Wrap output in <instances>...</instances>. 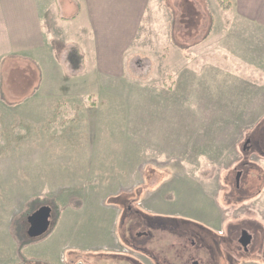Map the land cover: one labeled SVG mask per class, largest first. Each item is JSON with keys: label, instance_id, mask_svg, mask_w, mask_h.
Segmentation results:
<instances>
[{"label": "rangeland", "instance_id": "1", "mask_svg": "<svg viewBox=\"0 0 264 264\" xmlns=\"http://www.w3.org/2000/svg\"><path fill=\"white\" fill-rule=\"evenodd\" d=\"M59 2L46 0L48 18L59 12ZM152 4L150 16L165 29L174 27L179 48L187 45L186 40L192 44L201 40L210 25L212 29L214 14L220 44L244 58L258 59L255 45L252 50L239 46L248 37L260 43L263 33L247 23L243 31L242 22L227 12L232 5L226 8L219 0H152ZM60 14L64 15L61 9ZM89 20L85 15L75 23L63 20L62 25L70 31L84 26L90 33ZM186 26L193 32L189 40ZM196 27L198 33L193 31ZM50 28L56 37L59 72L46 77L44 105L17 104L19 98L9 106L0 102V264H25L20 253L57 264H98L100 253L106 257L103 264H133L129 259L136 254L152 264L130 250L136 245L132 240L139 246L150 243L135 232H141L140 219L157 215H180L216 230L246 218L264 226V115L197 112L202 102L222 101L219 94L228 92L205 90L202 97L197 87L202 90L204 84L209 89L206 77L199 83L184 82L191 90H183L186 60L176 47L177 54L166 59L164 32L147 35L150 42L145 38L138 43L113 73H101L95 50L84 48L86 66L71 76L66 60L69 37L54 19ZM80 35L90 38L85 32ZM51 81L55 84L47 88ZM51 92L54 97H47ZM249 126L255 131L250 132ZM239 168L245 172L236 188L234 170ZM35 197L59 202L61 214L53 230L32 238L28 217L43 205L25 214L27 202ZM125 200L133 209L124 208ZM51 203L44 205L51 206L54 221ZM15 221L21 223L22 236ZM104 221L112 223L111 228L118 222L114 242L108 243L110 249L118 246V253L96 249L105 241ZM21 243L25 245L20 252ZM167 250L168 264H173L175 253ZM207 252L204 258H195L219 264V258ZM234 258L235 264H264L259 249L245 257L235 251Z\"/></svg>", "mask_w": 264, "mask_h": 264}, {"label": "crops", "instance_id": "2", "mask_svg": "<svg viewBox=\"0 0 264 264\" xmlns=\"http://www.w3.org/2000/svg\"><path fill=\"white\" fill-rule=\"evenodd\" d=\"M231 1L232 9L227 12L242 22L243 31L247 23L251 28H256L258 33H263L260 35V43L253 42L244 33L248 38H244V44L241 42L239 46L241 50L244 45L252 50V46L255 45L254 52L257 51L258 54V59L255 58L257 59L255 61L240 56L232 48L226 47L225 43L220 44L221 37L216 36L218 26L214 14H212L214 18L212 29H207L206 36L204 35L196 44L187 42L186 39L189 40L193 32H189L186 26L187 45H181L179 48L173 35L174 27L167 26L165 29L155 24L153 17L150 16L153 12L150 11L152 0H60L59 12L56 15L51 14L52 18H48L46 0H0V102L7 106L16 103L39 107L44 105L46 77L48 74L58 76L55 71L59 72L58 56L54 47L56 37L50 28L51 20L54 19L56 26L61 27L62 32L69 37V45L77 43L84 56V48L95 50L98 69L104 74L113 73L110 71L119 65L120 60L125 61L126 56L132 53L142 40L148 38L150 42L147 35L164 32L162 49L165 50L166 59L177 54L176 47L186 60L181 74L183 90L184 88L185 91L191 90L189 84H183L184 82L199 83L200 79L204 81L207 78L208 85H211L209 89L204 84L202 90L196 86L202 97L205 90L209 93L219 90L228 92L224 95L219 94V98L223 97L222 101H212L208 104L202 102L197 112L255 114V118L258 117L257 115H264V0ZM78 8L77 16L70 19L69 17L75 14ZM60 9L64 11V15L60 14ZM85 15L90 19V33L84 26L78 27V31H70L66 23L62 25L63 20L75 23L82 20ZM147 16L151 20L144 23L143 20ZM144 25L148 26L147 30L141 29ZM142 30L144 37L142 34L140 36ZM193 31L198 33L199 27ZM83 32L86 35L90 34V38H83L80 35ZM250 33L253 35V32ZM75 39L79 42H75ZM246 42H249V45ZM49 83L47 88L55 84L53 81ZM51 93L47 97H54L52 96L54 92ZM17 98L19 101L15 103L13 99ZM248 129L250 132L255 131L252 126ZM104 222L106 228L101 239L104 238L105 241L103 244H98L96 249L100 252L112 250L118 253L121 251L118 246L110 249L108 245L110 240L114 242L113 232L118 222L114 221V228H111L112 223L110 224L109 221ZM49 255L51 252L47 251L46 257H50ZM105 258L102 253L98 254V264H103ZM75 260H72V263Z\"/></svg>", "mask_w": 264, "mask_h": 264}, {"label": "flooded vegetation", "instance_id": "3", "mask_svg": "<svg viewBox=\"0 0 264 264\" xmlns=\"http://www.w3.org/2000/svg\"><path fill=\"white\" fill-rule=\"evenodd\" d=\"M234 171L236 173L235 187L239 188L240 177L239 180L237 177L239 173L241 176L244 171L242 169H235ZM132 207L130 205L129 210ZM138 216L143 217L140 213ZM157 216L140 219L142 223H139L140 226H138L141 232H135L137 237L147 238L150 243L139 246L132 240L131 244L136 245L131 250L129 249L131 254L136 252L143 254L152 264L171 262L167 250L169 248H172L175 253V256L172 257L173 264H203V261L195 258V256L204 258V254L208 253L207 251L219 258V264L222 262L235 264L237 260L236 257L234 258L235 251L243 257L254 252L255 249L264 253V226L256 222L257 219H241L239 220L242 221L240 223H231L223 230H216L201 221L191 220L180 215ZM133 219L136 217L132 219L123 218L120 223L132 222ZM230 221L238 220L232 219ZM128 227L127 232L131 234L133 232L132 224ZM161 241L164 245L162 247L160 246ZM235 246L238 247L239 251L235 249ZM135 255L133 260L129 259L133 264H147L143 258L138 259Z\"/></svg>", "mask_w": 264, "mask_h": 264}, {"label": "trees", "instance_id": "4", "mask_svg": "<svg viewBox=\"0 0 264 264\" xmlns=\"http://www.w3.org/2000/svg\"><path fill=\"white\" fill-rule=\"evenodd\" d=\"M219 2L221 4H223V5H225L226 8H229L232 5L231 4L232 3L231 0H219ZM78 13H79V8H78V11L75 14H73L71 17H69V18L72 19V18L76 17ZM210 19H211V23H212V16L210 17ZM210 29H211V25L209 27V30ZM66 60H67V63H68V65L70 66V68L72 70V72L70 73L71 76L79 75V73L85 67V56L82 53V50H81L80 46L77 43H71L69 45V48L67 49ZM246 148H248V147H246ZM259 148L261 149L262 147H260V145H259ZM246 154H247V151H246ZM239 169H242V168H239ZM49 203H51V202H49V200L46 199V198L35 197V198L31 199L30 201L27 202V210H26L25 216L30 214V213H32L34 211V209H35V206L49 204ZM117 203H119V202H117ZM51 204L53 205L55 218H54V221H52L51 228H50V230L47 233H49L51 230H53L56 227V225H57V223L59 221V218H60V214H61V206L59 205V202L53 201V203H51ZM130 205L131 204H130L129 200H125V207L124 208L125 209L126 208L129 209ZM132 209H133V207H132ZM15 223H17L19 236H22V235H20L21 234V223H20V221L19 222L15 221ZM18 238H20V237H18ZM24 245H25V243H21V245L19 247V251L20 252H21L22 248L24 247ZM20 254L22 256L23 263H25V264L27 262H31V261L36 262L35 264H57V263H54V262L46 260V259H28L22 253H20Z\"/></svg>", "mask_w": 264, "mask_h": 264}, {"label": "water", "instance_id": "5", "mask_svg": "<svg viewBox=\"0 0 264 264\" xmlns=\"http://www.w3.org/2000/svg\"><path fill=\"white\" fill-rule=\"evenodd\" d=\"M240 173L237 179L239 180ZM52 208L49 205H43L36 211H34L28 217L29 229L28 235L32 238H37L45 235L51 228L52 225Z\"/></svg>", "mask_w": 264, "mask_h": 264}]
</instances>
